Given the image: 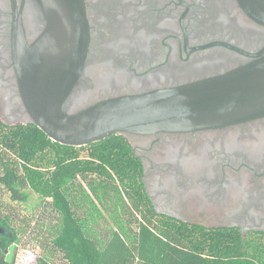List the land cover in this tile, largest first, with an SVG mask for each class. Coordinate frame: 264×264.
<instances>
[{"label": "flooded vegetation", "instance_id": "af4514ba", "mask_svg": "<svg viewBox=\"0 0 264 264\" xmlns=\"http://www.w3.org/2000/svg\"><path fill=\"white\" fill-rule=\"evenodd\" d=\"M84 3L90 44L67 112L221 75L264 50V24L240 0ZM46 27L35 0H0V120L6 126L34 125L14 65L15 31L32 46ZM114 136L124 138L141 164L142 210L180 226L261 233L264 240V117L191 133Z\"/></svg>", "mask_w": 264, "mask_h": 264}, {"label": "trees", "instance_id": "16d2710c", "mask_svg": "<svg viewBox=\"0 0 264 264\" xmlns=\"http://www.w3.org/2000/svg\"><path fill=\"white\" fill-rule=\"evenodd\" d=\"M0 162V185L13 201L26 203L27 188L51 201L60 215L53 245L67 264H264L261 233L190 228L142 210V167L123 137L75 148L51 141L35 125L9 127L0 120ZM92 177L94 200L86 209L70 191L78 179ZM125 198L135 211L125 209ZM121 211L135 218V234ZM17 234L0 217V264H16L6 259ZM35 264L51 263L40 257Z\"/></svg>", "mask_w": 264, "mask_h": 264}, {"label": "water", "instance_id": "95a60500", "mask_svg": "<svg viewBox=\"0 0 264 264\" xmlns=\"http://www.w3.org/2000/svg\"><path fill=\"white\" fill-rule=\"evenodd\" d=\"M35 1L47 27L32 46L23 41L20 30L15 31L13 59L32 123L51 141L81 148L114 135L191 133L264 117V50L254 61L221 75L107 99L78 112L65 111L90 44L85 3ZM240 3L264 24L263 0ZM15 244L8 263L13 261Z\"/></svg>", "mask_w": 264, "mask_h": 264}, {"label": "rangeland", "instance_id": "374dc122", "mask_svg": "<svg viewBox=\"0 0 264 264\" xmlns=\"http://www.w3.org/2000/svg\"><path fill=\"white\" fill-rule=\"evenodd\" d=\"M6 156L10 158L9 155ZM1 173L0 162V175ZM94 182V177L87 178V181L77 180L70 191V196L76 204L82 201L85 205L83 208L88 209L94 200L89 184ZM24 191L28 192L29 200L26 203L16 202L0 185V217L7 219L10 227L18 233V244H10L7 255L15 244L13 259L15 258L16 264H35L40 257L47 258L51 264H67L63 255L53 245L56 229L60 225V215L53 209L50 200L39 196L30 188ZM125 209L130 210V207L126 205ZM123 212L121 211V221L130 228L131 234H135L138 230L135 218L132 219V216L128 217ZM12 238L13 236L11 241Z\"/></svg>", "mask_w": 264, "mask_h": 264}]
</instances>
